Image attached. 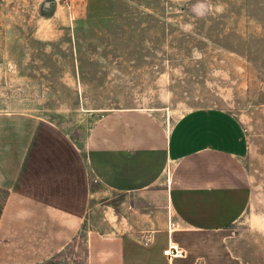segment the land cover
I'll return each mask as SVG.
<instances>
[{
  "label": "crops",
  "instance_id": "1",
  "mask_svg": "<svg viewBox=\"0 0 264 264\" xmlns=\"http://www.w3.org/2000/svg\"><path fill=\"white\" fill-rule=\"evenodd\" d=\"M113 95L74 130L0 114V264H229L211 241L249 209L264 107H201L167 127Z\"/></svg>",
  "mask_w": 264,
  "mask_h": 264
},
{
  "label": "rangeland",
  "instance_id": "2",
  "mask_svg": "<svg viewBox=\"0 0 264 264\" xmlns=\"http://www.w3.org/2000/svg\"><path fill=\"white\" fill-rule=\"evenodd\" d=\"M110 93L159 109L167 127L201 107H264V0H0V114L74 130ZM228 236L213 237V259L264 264L263 151Z\"/></svg>",
  "mask_w": 264,
  "mask_h": 264
},
{
  "label": "built area",
  "instance_id": "3",
  "mask_svg": "<svg viewBox=\"0 0 264 264\" xmlns=\"http://www.w3.org/2000/svg\"><path fill=\"white\" fill-rule=\"evenodd\" d=\"M62 1H68V0H62ZM163 254L169 258H180L182 256V253L178 251L175 247H169L166 251L163 252Z\"/></svg>",
  "mask_w": 264,
  "mask_h": 264
}]
</instances>
